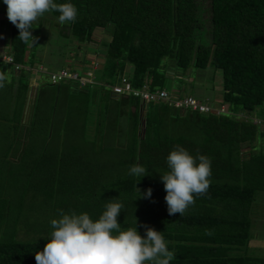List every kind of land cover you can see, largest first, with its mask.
Returning a JSON list of instances; mask_svg holds the SVG:
<instances>
[{
	"label": "trees",
	"instance_id": "obj_1",
	"mask_svg": "<svg viewBox=\"0 0 264 264\" xmlns=\"http://www.w3.org/2000/svg\"><path fill=\"white\" fill-rule=\"evenodd\" d=\"M54 2L72 3L78 10L75 22L58 25L67 45L57 63L41 62L36 45L31 47L33 40H19V30L8 20V51L24 68L16 71L13 82L18 86L14 88L6 77L11 67L0 63V89L16 91L13 112L0 111V264H36L35 254L43 251L52 231L39 229L30 240L20 239L22 213L14 209L10 191L23 195L34 191L65 213H87L94 221L107 203H122L121 229L136 227L138 222L142 236L145 229L140 225L162 232L175 254L170 264H264V257L250 254L256 222L253 207L264 193V143H260L264 119L252 116L264 106V0H210L209 29L204 26L200 0ZM0 9L7 17L3 0ZM47 15L58 21L60 13H46L33 24L32 32L44 27ZM101 28L107 39L95 36ZM69 40L80 48L101 41L94 54L97 62L102 59L101 77L110 86L128 76L134 89L156 92L169 90L175 81V95L183 98L193 96L179 91L193 70L210 69L213 79L220 71L223 92L215 105L209 98L194 97L209 105H225L227 112L183 110L167 101H143L133 94L115 100L104 85L83 87L76 81L52 84L48 80L40 85L35 99L32 121L25 131L28 144L18 162L11 161L4 155L6 147L13 143L20 147L24 133L22 116L32 75L26 67L43 63L48 71H57L56 66L75 70L66 54L73 49L76 57L79 47L69 48ZM91 63L85 55L83 64ZM64 89L72 94L60 105ZM98 90L104 93L99 96ZM77 91L81 94L75 96ZM97 97L105 101L103 112L90 114V101ZM125 121L127 141L117 148L108 143V137L120 134V122ZM89 123L95 130L88 131ZM61 128L73 145L58 152L49 144L55 135L60 136ZM177 146L194 157H208L212 174L207 194L195 198L184 215L170 216L160 173L168 170L166 158ZM109 150L120 152L110 171L102 156ZM15 163L22 168L20 179H15ZM133 165L144 167L148 175L129 176ZM27 172L31 178L17 185ZM11 179L17 183L7 192ZM149 188L151 198L139 199Z\"/></svg>",
	"mask_w": 264,
	"mask_h": 264
},
{
	"label": "clouds",
	"instance_id": "obj_2",
	"mask_svg": "<svg viewBox=\"0 0 264 264\" xmlns=\"http://www.w3.org/2000/svg\"><path fill=\"white\" fill-rule=\"evenodd\" d=\"M3 3L7 5V19L19 30L18 39L25 43L35 39L32 26L46 13H60L58 22L61 25L77 19L78 10L72 3L58 4L54 0H3ZM0 47L10 54L7 41L0 42ZM97 72V83L92 85H104L111 90V94L120 97L113 93L114 85H106L102 77L101 81L96 77ZM167 91L176 97L174 91ZM166 163L168 170L160 173V178L167 193L168 214L182 216L195 204V198L207 194L211 183V161L204 155L194 157L177 146L167 156ZM128 175L144 177L148 171L140 165H133ZM151 196L152 189L149 188L139 199H150ZM122 208V203L109 202L95 221L87 213L73 211L66 214L61 210L60 217L50 221L52 231L43 251L35 254L36 264H170L175 254L169 250L163 233L145 224L140 225L145 229L142 236L137 230L138 222L136 227L122 230L118 222Z\"/></svg>",
	"mask_w": 264,
	"mask_h": 264
},
{
	"label": "rangeland",
	"instance_id": "obj_3",
	"mask_svg": "<svg viewBox=\"0 0 264 264\" xmlns=\"http://www.w3.org/2000/svg\"><path fill=\"white\" fill-rule=\"evenodd\" d=\"M202 3L203 7V13H202V18L204 20V26L206 29L210 28V0H200ZM44 27L41 28V30H34L32 32V35L35 39H32V46L36 45V57L38 59H42L41 62L45 63H57L59 57L62 55V52H64L65 45H67V40L64 38V36L59 32L61 30L60 26H58L60 23L54 19L51 15H47L44 20ZM8 19L5 16V14L2 12L0 9V42L3 43V41H7V35H8ZM102 30H96L95 36L100 38L102 37ZM38 39V40H37ZM38 41V42H37ZM41 45V46H40ZM64 45V46H63ZM77 45L75 41L69 40V48H78L79 46ZM96 45L90 44V45H82L81 48L79 47V53L76 55V52L71 49L69 53L66 55H69L71 58L68 59V61H71V67L77 70H87L89 69L90 65L83 64L85 55L88 59H92V61L98 60L97 56L94 54ZM42 48V49H41ZM44 48V49H43ZM97 48V47H96ZM32 49V48H31ZM88 53V54H87ZM66 58V57H65ZM96 58V59H95ZM67 59V58H66ZM98 66L102 67L103 61L100 58L98 61ZM67 65V67H70ZM36 70H33L34 72H37L38 69L40 70L42 68L43 71H46L47 66L44 65L43 63L40 64V66H36ZM55 69L58 71L57 66ZM54 70V69H53ZM48 71V70H47ZM46 71V72H47ZM213 73L212 70L206 71H201V70H193V75L189 79H185L184 86H182L179 91H185L186 94H192L193 96H197L198 98H209L210 102L215 104L216 101L222 96V73L220 71L217 72L215 78L213 79L211 77V73ZM46 72L39 71V75L34 73V75L38 76V82H49V75ZM33 76V77H35ZM40 76V77H39ZM49 76V77H48ZM170 79H174V75L171 72L169 74ZM32 77V78H33ZM98 79L101 77V72H97ZM34 79V78H33ZM49 80V81H48ZM169 90L174 91L178 87V83L175 81H171L169 84ZM36 86V85H35ZM88 88H86L87 90ZM103 90H100L101 94ZM173 93H176L175 91ZM81 93L75 92V96L80 95ZM92 94V93H91ZM90 114L92 112L94 113H101L103 112V107L105 106V101H102V97H97V99H93L90 101ZM213 106V105H212ZM217 107H225L227 109V106L217 105ZM264 108V107H263ZM101 111V112H100ZM264 114L263 109H256L254 111V114L252 116H261ZM91 116V115H90ZM96 116V115H95ZM100 116V115H98ZM94 117V116H93ZM91 119H89L90 121ZM98 122V121H97ZM88 131L89 129H94L95 127L92 126V123H89L87 125ZM124 128H127L126 121L125 123L120 122V126L118 131L120 134H114L112 133V136H109V141L108 143H114L117 148L123 146L126 144L127 138L125 136V130ZM90 132V131H89ZM90 142V141H89ZM71 143V142H69ZM100 142H98V148H100ZM120 152L119 150L113 151L109 150V152H102V156L104 157V160L107 159V164L106 168L108 171L112 170L114 163L118 161L119 159ZM107 156V157H106ZM103 160V161H104ZM18 162V161H17ZM27 163V162H26ZM28 164V163H27ZM27 164L24 165V167L27 166ZM21 167L15 163L14 165V170H16L15 174V179H20L19 175V170ZM22 169V168H21ZM24 177L22 176L23 179H21L20 183H17L15 179H11V189L16 186V184L13 185V183L19 184H24L25 181L29 180L31 178L29 172L25 173ZM36 174V173H35ZM34 174V175H35ZM12 196H14L12 199V204L14 209H16V212H21L22 219H20V222L22 224V227L24 230L19 231L18 237L23 240H30L31 235H34L38 233L41 229L44 232L50 231L51 225L50 221L51 219H58L60 217V209L56 208V205L54 203H51L48 201L44 196L36 194V192L31 191L27 192L26 195H23L22 193H16L17 191H10ZM15 194V195H14ZM56 204V203H55ZM253 222H254V228H253V234H254V239L255 241L252 242V245L255 247L251 249L250 254L259 256V257H264V193L259 194L257 202L255 203L253 207ZM65 213V211H63ZM67 214V213H66ZM20 224V223H19ZM45 227V228H44ZM44 228V229H43ZM48 228V229H46ZM49 233L45 234L46 236ZM35 238V237H34ZM258 239V240H256Z\"/></svg>",
	"mask_w": 264,
	"mask_h": 264
},
{
	"label": "built area",
	"instance_id": "obj_4",
	"mask_svg": "<svg viewBox=\"0 0 264 264\" xmlns=\"http://www.w3.org/2000/svg\"><path fill=\"white\" fill-rule=\"evenodd\" d=\"M0 61L11 65L14 67L16 71L23 68L22 65L16 64L14 62L13 57L8 54L3 48L0 47ZM100 67L98 66V62L92 61L89 69L87 70H68V69H62L58 71H52V72H46L43 71L42 68L40 71L48 73L50 76V82L52 84H60L62 82L66 81H76L79 83V86H86V85H92L97 83L95 78L96 71H99ZM113 93L117 96H129L130 94H133L135 96H139L142 98L143 101H167L170 102L171 105L178 109L183 110H193V111H200V112H227V109L225 107H217L212 106L206 103H202L198 101L196 98L192 96H187L184 98H177L175 96H172L169 91L166 89L156 92H149L146 90H136L133 88L129 78L127 76H124L120 84L112 86Z\"/></svg>",
	"mask_w": 264,
	"mask_h": 264
},
{
	"label": "crops",
	"instance_id": "obj_5",
	"mask_svg": "<svg viewBox=\"0 0 264 264\" xmlns=\"http://www.w3.org/2000/svg\"><path fill=\"white\" fill-rule=\"evenodd\" d=\"M98 30H102V37L101 38H104V39H107L108 37V34H106L105 30L104 29H98ZM91 44H95L96 47H95V50L94 52L96 51V49L100 48L101 47V41H97L96 43H91ZM97 56V55H96ZM29 69V71L32 73L31 77L29 78L30 80V89H29V92H28V96H27V102H26V105H25V108H24V111H23V116H22V125H23V136H21V139L19 140V143H20V147L16 146L14 143L13 144H9L7 145V149L5 151V154L7 159L11 160V161H17L20 157V154H21V151L23 149L26 148L27 146V137H25V131L26 129L30 126L31 124V121H32V115H33V106H34V103H35V99L37 97V94L39 92V87L41 84L44 83L39 81L38 82V76L34 75V73L38 74L39 73V69L37 72H34L33 70H36V66L33 67V68H30V67H27ZM8 70V73H7V82H9V84H12L13 83V86L14 88L18 86V83H15L13 82L14 81V77H16V75H18L19 72H16V71H13V69L11 68H7ZM39 75V74H38ZM35 76V77H33ZM34 79H33V78ZM40 77V76H39ZM101 77H100V81H101ZM36 85V86H35ZM65 91H62V94H61V97H60V105H63L66 100H68L71 96V91L69 89H64ZM104 93V92H103ZM97 95L101 96V92L98 90L97 91ZM15 96H16V91L12 90L10 91V89H0V111L2 112H8L9 114H11L13 112V104L15 103ZM111 97L112 99L114 98L116 100L117 97H115L113 94H111ZM264 107V106H263ZM261 107L260 109H263V112H264V108ZM61 112V110H60ZM261 112V116L258 117V116H254L253 118L255 120H262L264 119V114L262 115V111ZM97 117V116H95ZM2 123L4 121H1ZM7 123H5L6 125ZM260 130L264 133V125L260 126ZM60 133V131H59ZM12 142V141H10ZM9 142V143H10ZM70 140L69 138H65L64 136V130L63 128H61V133H60V136H56L51 139L50 141V144H49V147L52 149V150H56L58 152H61L62 150L64 149H68L70 147H72L73 145V142L72 143H69ZM260 143H264V134L262 135L261 137V141ZM39 147H40V142H39ZM258 240V239H256ZM255 241V239H253L251 242H250V247L251 249L255 248L253 245H252V242Z\"/></svg>",
	"mask_w": 264,
	"mask_h": 264
}]
</instances>
